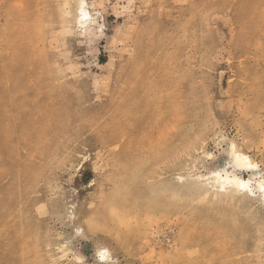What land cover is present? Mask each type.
I'll use <instances>...</instances> for the list:
<instances>
[{
    "label": "rangeland",
    "instance_id": "1",
    "mask_svg": "<svg viewBox=\"0 0 264 264\" xmlns=\"http://www.w3.org/2000/svg\"><path fill=\"white\" fill-rule=\"evenodd\" d=\"M81 1L0 0V264L24 224L40 264H264V204L200 187L264 173V0H88L92 39Z\"/></svg>",
    "mask_w": 264,
    "mask_h": 264
},
{
    "label": "bare ground",
    "instance_id": "2",
    "mask_svg": "<svg viewBox=\"0 0 264 264\" xmlns=\"http://www.w3.org/2000/svg\"><path fill=\"white\" fill-rule=\"evenodd\" d=\"M87 3L88 0H82L80 7L78 6L79 8L76 12L77 22L78 27L81 30L80 32H82L85 37L92 39L96 36V34H98L97 32L100 29V24L97 22L96 15L92 14L89 8L86 7ZM100 33H102V31ZM179 108L178 113L181 117L179 121L180 124H182V122H184V118L180 111L184 112V107L182 106ZM181 136L182 135L177 138L176 142L168 146V151H172L180 146ZM4 148L5 144L1 143L0 151ZM241 171L248 172L250 174L249 178H245L244 175L242 176V174L239 173ZM200 179V187L214 196H224L228 198L251 196L264 204V173L259 169V165L252 162L250 156L238 150L235 144L232 145L229 153L228 163L222 168L214 171L211 170L206 177H202ZM18 188L11 187L9 189H0V210H4L7 207V204L16 194ZM2 222L3 221L0 220V223ZM22 232L23 233L20 235L19 240L24 241L23 247L13 245L12 249V252L16 256L14 264H40L39 259H37V256L34 254L32 249L34 239L30 235L28 225H23ZM102 250H105L108 253V256L102 262L110 261V251L108 249ZM99 261L101 260L99 259Z\"/></svg>",
    "mask_w": 264,
    "mask_h": 264
},
{
    "label": "snow or ice",
    "instance_id": "3",
    "mask_svg": "<svg viewBox=\"0 0 264 264\" xmlns=\"http://www.w3.org/2000/svg\"><path fill=\"white\" fill-rule=\"evenodd\" d=\"M97 255H98L99 259H100L101 261H103V260H105L106 257L108 256V253H107V251H105V250H100V251H98Z\"/></svg>",
    "mask_w": 264,
    "mask_h": 264
}]
</instances>
